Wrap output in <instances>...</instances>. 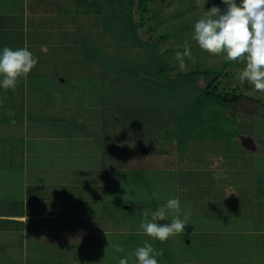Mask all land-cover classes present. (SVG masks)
Listing matches in <instances>:
<instances>
[{
	"label": "crops",
	"instance_id": "0c3cea01",
	"mask_svg": "<svg viewBox=\"0 0 264 264\" xmlns=\"http://www.w3.org/2000/svg\"><path fill=\"white\" fill-rule=\"evenodd\" d=\"M106 4L0 0V51L27 47L38 58L15 91L0 87V264H119L115 245L127 256L144 245L131 240L132 233H143L140 225L128 226L123 218L132 209L128 200L142 204L141 219L144 209L157 210L153 197L146 202L129 189L160 185L164 171L176 176L175 197L197 218L184 234L153 244L166 249L156 257L158 264H264V191L258 189L264 183L252 163L264 151V135L238 125L237 132L217 139L180 135L172 126L178 124L176 112L185 107L191 112L193 99L185 93L194 90L198 114L206 104L198 97L205 96L204 84L185 87L180 93L185 98L162 104L159 97L167 100L168 92H175L165 81L171 76L175 81L167 72L168 77H157L163 73L158 71L160 85L152 86L153 94L140 81L157 98L136 95L127 110L134 123L121 121L119 103L103 87L112 89V80L122 79L127 69L116 64L117 51L128 44L127 37H112L117 28L112 30L110 14L104 20ZM255 114L264 116L248 110L249 122ZM216 173L215 181L233 192L226 200L218 197L223 190L207 193L209 198L201 193L213 187L210 177ZM228 200L230 210L224 212ZM207 202L222 206L216 218L207 212ZM131 260L134 264L135 257Z\"/></svg>",
	"mask_w": 264,
	"mask_h": 264
},
{
	"label": "rangeland",
	"instance_id": "374dc122",
	"mask_svg": "<svg viewBox=\"0 0 264 264\" xmlns=\"http://www.w3.org/2000/svg\"><path fill=\"white\" fill-rule=\"evenodd\" d=\"M106 3L107 11L104 13V20L107 22L110 14L112 16V30L117 28L114 30L112 37H118L121 39L127 37L125 42L128 44L127 47L117 51V54L120 53L121 55L117 56L118 61L116 62V64H118L124 71L126 69L128 71L126 70V72H122L124 73L122 76L119 75L122 77V79L112 80L115 91L113 88L111 89L108 87H103V90H107L108 94H110L112 90V102H114V104L119 103L120 112L116 116H120L121 121L128 120L130 123H134V114L127 110H129L132 106V102H136V95L140 97L143 96L144 101H148L147 99L151 100V98H157H154L148 92H146L147 89L145 90L142 85L149 86V91L153 89V85L158 87V85H160V80H157L154 75V72L158 71L163 73L159 74L157 77L163 79L164 75L167 77L169 75H173V79L175 81H172V76L169 79V81L171 80L170 82L165 81V84L169 83L170 85H174L175 88H171V91L174 90L175 92L173 93L169 91L167 100H165L164 97H159V100L162 104L166 101L177 102L180 99L185 98V95L187 98H191V101L193 99L191 104L193 106L191 112L189 107H185L182 111L178 110L176 112L175 119L177 120L178 124L174 123L172 126H174L176 129H179L180 135L182 132H184L182 136L191 134V137L194 138V140L199 139L201 136L217 139L218 137L220 138L224 135L232 133V131L237 132L236 125L246 130H251L252 133L256 132L260 136L264 135L263 114H258L260 115L258 117H261L259 119H256L257 114H255L250 122L249 117L247 116L248 110H260V112H264V92H257L254 87L247 82L243 84L239 82L238 73L245 66L244 63L239 61H226L223 56H212L200 49L197 42L193 39L194 23L196 20L203 15V12L206 9L211 8L213 5L223 9L225 5L222 3V0H106ZM110 7L112 8L111 12L108 10ZM121 10L124 11V14H122ZM127 24L128 26L126 27ZM185 42L188 43L192 56L191 59L185 57L186 68L181 71L178 67V62L175 60V53L177 51H184ZM123 54H125V56ZM219 71H222V74L219 76L220 88L225 86L233 90L235 87L234 90L237 93H243L242 97L235 101L237 104L231 103V107H229L228 103L214 100L208 101V97L199 92L198 97L201 96L200 100L206 102V104L202 105L203 107L201 110H198V114H195L197 111L196 108L198 106L195 104L197 95L194 94V90H191V94L185 93L184 95L180 93L185 87L194 88L195 83L200 85L204 84V88H206L209 81L213 79ZM166 72L169 75H166ZM150 73H152V78H148L150 77L148 75ZM113 74H115V72H113ZM137 74H139V76ZM140 81H142V85ZM152 91L153 90H151V93L153 94L154 92ZM162 92L165 91L160 90V93ZM92 94L97 96L96 91H93ZM248 94L255 96L257 99H261L263 104H260V102L254 103V101L252 102L249 98L247 99L245 95ZM148 108H151V110L153 109L152 106ZM228 108L231 109L229 110ZM231 111L233 112L231 113ZM196 117L198 118L196 119ZM252 120L255 122V125L253 123V129ZM199 121L201 122L199 125L200 129L198 128ZM190 123L193 124H191V130L189 132H185L188 131L187 128H189L188 125ZM194 140L193 143H196ZM262 143L264 146V140ZM182 157L188 164H191V162L188 161L190 158H188L186 154L182 155ZM253 162L255 168L258 171L257 177L260 179V182L264 183V151L258 153L256 157L252 159V163ZM225 171L223 172L222 170L219 172L224 176ZM159 174V179L161 180L159 183L160 185H154L151 187V185L142 184L138 188L133 187L132 189H129L130 192L132 191L133 196L137 198L141 196V200L143 198L146 202H150L149 199L153 197V200L156 201L154 204L156 209L165 204L164 201H167L166 198H176L175 196H177L178 192L177 187H175L177 182L176 176L165 171ZM134 175L138 176L139 174L134 172ZM213 175L210 177L213 178V187H207V189H204L201 191V193L206 198H209V194L207 195V193L211 191H217V193L220 194L221 190H223L224 194H220L218 197L224 196V200L228 199L227 196L233 193L231 188L225 184L223 187H221V183L215 181V179H217V173ZM162 179H165L167 183H164ZM262 188L258 187L260 192L264 191V188ZM188 189L189 191L187 190V192L193 194L191 187ZM197 189V191H199V187H197ZM116 190H120L118 186L114 189L113 195L115 194ZM181 190V196H184L183 193L185 189L182 188ZM194 190L196 191V188ZM231 201L232 200L224 201V212H228V210H230L229 207L231 206ZM128 202L132 204V209L128 215L123 217L126 218V225H140V223L145 219V217L144 219H141L140 216V206L142 204H137L132 200H128ZM209 202H207V212H211L213 217H215L214 213H219L222 206L219 203L217 206H210ZM191 210L188 211L186 207H182L181 204V218H183L184 213L190 215L188 223L195 221L197 218L196 214L192 215ZM197 210L198 209H194L195 213ZM167 219L171 221L172 216L169 215ZM130 236L131 234H128V237ZM135 239L136 243H140L141 239L143 243L148 242L152 244L156 250H159V247H157L158 245H153L157 243L158 240H154L143 233L139 236H136L134 233H132L131 240L133 241ZM160 251L165 252L166 249L160 247ZM168 251L169 248H167V252ZM117 254L121 259L125 258L128 253H125L124 250L123 252H117ZM129 254L131 255L132 253L129 252ZM129 261L132 260L130 259Z\"/></svg>",
	"mask_w": 264,
	"mask_h": 264
},
{
	"label": "clouds",
	"instance_id": "9594fccd",
	"mask_svg": "<svg viewBox=\"0 0 264 264\" xmlns=\"http://www.w3.org/2000/svg\"><path fill=\"white\" fill-rule=\"evenodd\" d=\"M222 3L223 9L213 5L196 20L193 39L200 49L212 56L244 63L238 73L239 82H247L257 92H264V0H222ZM191 56V49L185 42L184 51L175 53L181 71L186 68L185 57L191 59ZM37 64L38 58L27 47L14 50L5 46L0 51V87L15 91L18 81L27 77ZM142 215L145 217L140 223L143 234L160 242L184 234L189 224L187 213L181 218V203L177 198H169L155 211L144 209ZM149 215L150 220L147 219ZM169 215L172 216L170 223H159ZM115 251L123 252L124 249L117 244ZM162 255V251L145 242L131 256L121 258L119 264H129L131 257H135L134 264H158L156 257Z\"/></svg>",
	"mask_w": 264,
	"mask_h": 264
},
{
	"label": "trees",
	"instance_id": "16d2710c",
	"mask_svg": "<svg viewBox=\"0 0 264 264\" xmlns=\"http://www.w3.org/2000/svg\"><path fill=\"white\" fill-rule=\"evenodd\" d=\"M216 1V0H214ZM222 71H219L216 76L211 79L209 81V83L207 84L204 92L205 95L208 97V101L209 100H214V101H219V102H223V103H228L231 104L233 102H235L236 100L240 99L242 97V92H236L233 88V90L231 88H227L225 86H222V88H220V79L219 76L222 74ZM217 82V83H216ZM245 97L252 101L255 102H260V104H263V101L261 99H257L255 96L253 95H245Z\"/></svg>",
	"mask_w": 264,
	"mask_h": 264
}]
</instances>
